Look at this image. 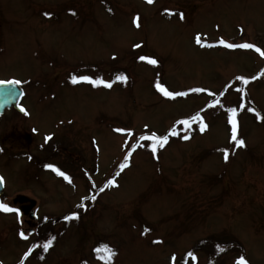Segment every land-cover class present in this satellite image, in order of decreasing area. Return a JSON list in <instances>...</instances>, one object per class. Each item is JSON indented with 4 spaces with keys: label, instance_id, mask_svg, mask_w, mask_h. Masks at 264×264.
<instances>
[{
    "label": "rangeland",
    "instance_id": "1",
    "mask_svg": "<svg viewBox=\"0 0 264 264\" xmlns=\"http://www.w3.org/2000/svg\"><path fill=\"white\" fill-rule=\"evenodd\" d=\"M221 38L264 51V0H0V80L23 81L28 113L0 115V201L25 195L37 215L0 210V264H264V56ZM197 112L205 131L177 123ZM151 132L169 135L155 154Z\"/></svg>",
    "mask_w": 264,
    "mask_h": 264
},
{
    "label": "snow or ice",
    "instance_id": "2",
    "mask_svg": "<svg viewBox=\"0 0 264 264\" xmlns=\"http://www.w3.org/2000/svg\"><path fill=\"white\" fill-rule=\"evenodd\" d=\"M148 3H152L153 0H147ZM109 11H111V9H109ZM165 11H170L168 9H166ZM45 16H50L51 13L50 12H45L44 13ZM181 18H183V14L181 13ZM138 20H139V17L136 16L133 18V22L136 23V26L138 27L139 24H138ZM196 43L197 44H200L201 43V39H200V34L197 33L196 34ZM220 44L222 45H226V47L228 48H244V49H255L256 52H258L261 56H264V51H262L257 45L255 44H252V43H242V44H233V43H228L227 41H225L224 39H220L218 41ZM133 47H140V45H133ZM138 59H140L141 61H148L150 64H157L158 61L154 58V57H151V56H146V55H141L138 57ZM256 77H252L251 79H255ZM116 79L117 80H126L127 77L123 74H119L116 76ZM238 80H243L245 83H248V79L245 78L244 76H240V77H237ZM80 81H86V82H89V83H92V84H102V85H105L107 87H111V81H108V80H104L103 78L101 77H93V76H89V75H73L71 76V82L73 84L77 83V82H80ZM23 83V81L21 80H18V79H11V80H0V84H21ZM155 87L156 89L161 92L164 96L166 97H169V98H174L176 96H184V95H187L186 92H175V91H170L168 90V88L162 84L159 80H157L155 82ZM189 91H196V92H199V91H207V89H200V88H197V89H189ZM20 95H23L24 93L21 91L19 93ZM218 103V102H217ZM18 107L20 108V110L22 112H24L26 115L28 114L27 113V110L24 108V106L21 104V105H18ZM241 107H243V105H241ZM253 111H255L253 109ZM236 112H237V109L235 107H231L228 109V124L231 126V137L230 139L236 144V145H239V146H243L245 144V141L243 139H239L237 137V126H238V122H237V119H236ZM257 118H260L259 116V113H257ZM193 120H199L201 121V124H200V131L203 132L205 131V129L208 127L207 124L203 123V118L200 116V113L197 112L194 116H188L187 118L183 119V120H180V121H177V123H180V124H185V125H189L191 123V121ZM145 128H147L148 126L145 125L144 126ZM33 131H36V129H33ZM117 132H128L129 134L132 133V130L131 129H124V128H117L116 129ZM169 133H171L172 135H175V131L174 129H169L168 130ZM51 137V134H46L44 139L45 141L49 140ZM141 140H145V141H152V143H150L148 145V147L151 148L153 154L156 153L157 151V147H164V145L168 142L169 140V135L168 134H163V135H158L156 132H151L150 134H145V135H142L140 137ZM184 139H188L187 136L184 137ZM0 151H2V149H0ZM131 155V152H128L125 156H124V161L127 162L129 160V157ZM228 155H229V149L228 148H224L223 149V158L225 160L228 159ZM45 168H48V169H52L53 171H55L58 175L60 176H63L65 179H69V177L67 176V174L63 171H61V169L59 167H57L55 164H52V163H49V164H45L44 165ZM121 168L125 167V163H121L120 165ZM3 180L4 178L2 176H0V185L3 184ZM115 183V180H110L109 181V184H114ZM93 199H95V197H93ZM0 210L4 211V212H15V213H19V209H16V208H12L10 207L9 204L7 203H4L3 201H0ZM78 213L75 212V211H72L70 212L69 215H66L64 217L65 220H68V219H71V218H74V217H77ZM145 233L147 231H149L148 229H144L143 230ZM19 235L24 238V239H27V236L25 234L24 231H20L19 232ZM155 242L159 243V239H157ZM52 244V239H48V240H45L44 244H43V248L45 251H47L49 249V246ZM35 247V245H32L31 247L28 248V250L26 252H24V257H27L31 252H32V249ZM102 248L104 249H107L108 250V256L106 257L107 259H111L112 258V251L111 249H108V246L107 245H103ZM100 249H97V251H99ZM187 255L192 259V260H196V256L195 254L192 252V251H189L187 253ZM101 259H105V257H101ZM172 261L175 262L176 261V256H175V253L172 254V257H171ZM20 264H23V260H21ZM237 264H249V262L245 259V257L243 255L239 256L237 258Z\"/></svg>",
    "mask_w": 264,
    "mask_h": 264
},
{
    "label": "water",
    "instance_id": "3",
    "mask_svg": "<svg viewBox=\"0 0 264 264\" xmlns=\"http://www.w3.org/2000/svg\"><path fill=\"white\" fill-rule=\"evenodd\" d=\"M20 93V89L16 84H0V111H2V108L4 106H10L13 102L16 101L17 96ZM4 96H7L4 97ZM1 189V185H0ZM25 201L27 198L23 196H19L18 199H15V201ZM34 205V201L30 200V204L28 205L27 209L31 208Z\"/></svg>",
    "mask_w": 264,
    "mask_h": 264
}]
</instances>
